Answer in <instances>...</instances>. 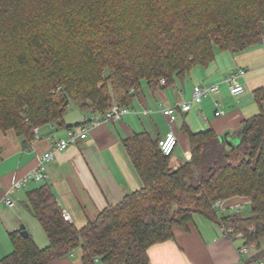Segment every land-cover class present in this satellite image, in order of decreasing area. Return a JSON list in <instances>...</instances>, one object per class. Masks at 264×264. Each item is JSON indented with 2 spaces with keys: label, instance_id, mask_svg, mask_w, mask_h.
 <instances>
[{
  "label": "trees",
  "instance_id": "obj_1",
  "mask_svg": "<svg viewBox=\"0 0 264 264\" xmlns=\"http://www.w3.org/2000/svg\"><path fill=\"white\" fill-rule=\"evenodd\" d=\"M264 44V0H0V132L28 141L34 127L65 122L72 104L103 114L129 107L147 81L171 86L216 48L233 54ZM165 78L166 85L161 84ZM258 114L236 141L208 129L189 134L191 158L177 168L160 139L139 132L123 140L142 188L83 228L64 217L45 183L28 192L49 245L10 234L14 250L0 264H49L77 249L83 264H149L151 246L190 229L196 215L242 234L264 258V87ZM232 142V143H230ZM248 198L251 213L220 214L218 200ZM98 259V262L96 261Z\"/></svg>",
  "mask_w": 264,
  "mask_h": 264
},
{
  "label": "crops",
  "instance_id": "obj_2",
  "mask_svg": "<svg viewBox=\"0 0 264 264\" xmlns=\"http://www.w3.org/2000/svg\"><path fill=\"white\" fill-rule=\"evenodd\" d=\"M215 52L216 58L210 65L195 66L183 80L176 79L171 86H156L145 81L129 105L132 109L129 114L119 121L93 128L87 139H80L57 152L47 164L50 178L45 183L52 186L62 210L69 213L71 222L78 228L121 202L127 194L142 188L143 181L124 146V139L146 131L162 140L173 131L178 145L171 164L177 168L191 158L190 138L185 128L195 133L212 129L235 142L243 121L259 113L260 105L254 92L264 87V44L236 54ZM241 68L246 69L247 74L241 79L245 91L239 95H232L223 85L219 92L202 103L192 102L190 111L179 110L173 123L161 112L162 107L192 101L196 85L210 86ZM146 109L152 112L144 114ZM218 109L224 114L217 116ZM97 115L75 105L71 111H66L64 118L67 126L81 125ZM163 120L169 125L168 129L161 128ZM67 133L66 126L55 124L40 127V139L31 141L15 130L0 132V199L15 180L25 177L36 167L38 155L51 148L52 136L66 137ZM45 183L31 182L17 189L13 192L15 205L0 208V259L14 250L10 234L21 225L40 247L49 245L48 236L32 213L28 200V192ZM240 206L251 209L250 200L244 197L225 200L219 208L220 214L228 209L238 210ZM245 245L242 235L229 237L218 223L196 215L189 230L176 227L173 239L150 247L149 264H250L252 256L241 252ZM83 255L79 248L49 264H83Z\"/></svg>",
  "mask_w": 264,
  "mask_h": 264
},
{
  "label": "built area",
  "instance_id": "obj_3",
  "mask_svg": "<svg viewBox=\"0 0 264 264\" xmlns=\"http://www.w3.org/2000/svg\"><path fill=\"white\" fill-rule=\"evenodd\" d=\"M247 74L246 69H239L237 71L231 72L227 76H225L221 81L214 83L210 86H200L196 85L193 91L192 101L183 103L182 105L168 106L162 107L161 112L163 115L169 120L170 123H173L178 118L179 110L188 112L192 108V102L202 103L207 97L211 96L214 93H217L221 90L223 85H226L230 93L232 95H239L240 93L245 91V87L241 82V79L245 77ZM161 84L166 85L165 78L161 79ZM132 111L130 107H123L114 103L106 113L99 114L92 120L83 123L81 125L73 126L68 129V133L66 137L52 136V146L45 153L38 155V164L34 169L25 177L15 180L11 187L6 190L4 196L0 199V208L5 205L9 207H13L15 205V201L13 199V192L17 189L25 187L27 184L31 182L42 183L48 182L50 175L48 172L47 164L54 159L55 154L59 151L66 150L69 146L76 144L80 139H87L89 137L90 131L93 128H96L102 124L119 121L123 118L124 115L129 114ZM152 111L149 109L144 110V114H149ZM224 114V111L218 109L216 111V115L220 116ZM34 132L36 134V139H40V127H34ZM178 145V137L176 134L171 131L168 133L167 137L160 140V146L163 153L167 156L172 155L175 151L176 146ZM222 201L218 200L214 203V207L219 209L221 207ZM243 209L242 206L238 208L239 212ZM64 217L67 221H72L69 213L63 211ZM222 231L228 235L229 237H234L236 235L233 229H227L225 226H222ZM241 252L246 255H251L253 252H257L254 248L245 245L241 248ZM98 262V259H96ZM258 264H264V258L258 262Z\"/></svg>",
  "mask_w": 264,
  "mask_h": 264
},
{
  "label": "rangeland",
  "instance_id": "obj_4",
  "mask_svg": "<svg viewBox=\"0 0 264 264\" xmlns=\"http://www.w3.org/2000/svg\"><path fill=\"white\" fill-rule=\"evenodd\" d=\"M216 51H219V49L216 48ZM144 82H145V81H144ZM144 82H143V83H144ZM143 83H142V88L144 87V86H143ZM73 105L75 106V104H72L71 107L68 109V112L71 111L72 107H74ZM160 126H161L162 129H168V128H169V125L166 124V122H164V120L161 122V125H160ZM222 202H223V201H222ZM245 206H246V205H245ZM245 206H244V209H242L240 212H241L242 215H244V216H248V215L251 213V209L248 208V207L246 208ZM232 210H233V211L235 210L236 212H239V210H237V209H235V208H234V209H228L226 212H232ZM219 211L222 212V210H219Z\"/></svg>",
  "mask_w": 264,
  "mask_h": 264
},
{
  "label": "water",
  "instance_id": "obj_5",
  "mask_svg": "<svg viewBox=\"0 0 264 264\" xmlns=\"http://www.w3.org/2000/svg\"><path fill=\"white\" fill-rule=\"evenodd\" d=\"M221 139H222V140H229V141H230V139H229V138L227 139V138L225 137V135L221 136ZM230 143H232V142H230ZM19 230H20L21 234H22L23 236H25V237H27V236L30 235L29 231L26 229V227H25L24 225H21V227H20Z\"/></svg>",
  "mask_w": 264,
  "mask_h": 264
}]
</instances>
